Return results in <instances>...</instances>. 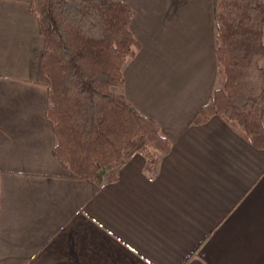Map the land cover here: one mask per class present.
Listing matches in <instances>:
<instances>
[{"label": "crops", "instance_id": "obj_1", "mask_svg": "<svg viewBox=\"0 0 264 264\" xmlns=\"http://www.w3.org/2000/svg\"><path fill=\"white\" fill-rule=\"evenodd\" d=\"M123 1V93L171 150L99 185L54 155L29 0H0V264H264V149L218 114L193 125L217 84L211 0Z\"/></svg>", "mask_w": 264, "mask_h": 264}, {"label": "trees", "instance_id": "obj_2", "mask_svg": "<svg viewBox=\"0 0 264 264\" xmlns=\"http://www.w3.org/2000/svg\"><path fill=\"white\" fill-rule=\"evenodd\" d=\"M28 3L44 40L40 71L48 81L56 158L71 177L99 185L115 182L133 152L153 169L171 142L123 93L122 68L139 49L131 7L123 0ZM211 6L222 84L193 125L218 114L264 149V0H211Z\"/></svg>", "mask_w": 264, "mask_h": 264}, {"label": "rangeland", "instance_id": "obj_3", "mask_svg": "<svg viewBox=\"0 0 264 264\" xmlns=\"http://www.w3.org/2000/svg\"><path fill=\"white\" fill-rule=\"evenodd\" d=\"M221 84H222V77L220 74H218V65H217V84H216V87H220ZM116 91H119V90L117 89Z\"/></svg>", "mask_w": 264, "mask_h": 264}]
</instances>
